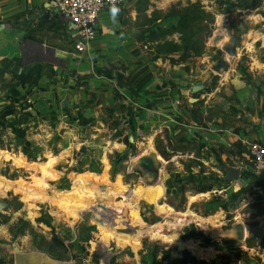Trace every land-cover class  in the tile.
Returning a JSON list of instances; mask_svg holds the SVG:
<instances>
[{"label": "rangeland", "instance_id": "1", "mask_svg": "<svg viewBox=\"0 0 264 264\" xmlns=\"http://www.w3.org/2000/svg\"><path fill=\"white\" fill-rule=\"evenodd\" d=\"M140 1L127 0L111 19L134 35L139 53L164 69L167 83L188 70L195 82H204L203 91L235 94L230 81L235 78L264 96V0H149V14L200 2L214 16L205 51L192 61L186 53L170 58L150 53L137 29L143 21L136 12ZM175 23L170 19L162 27ZM41 72L32 100L30 93L24 95L21 106L16 96L23 85L14 90L9 78L0 77V84L6 83L0 94V264L19 263L33 253L54 264H154L152 257L155 264H184L191 258L207 264H264V183L248 179L253 164L247 151L227 157L222 150H202L200 143L182 144L164 125L158 131V125L141 128L134 120H91L86 103L68 95L81 91L75 76L54 79L47 69ZM217 107L212 100L206 115L200 106L195 114L218 122L222 112ZM113 108L118 115L126 109L135 113L120 102ZM168 138L174 141L170 147ZM141 156L147 158L139 161ZM224 165L242 176L227 183ZM86 175H106L109 184ZM72 192L86 198L72 203L67 198ZM155 201L182 211L166 217L156 211ZM182 212L197 219L179 217ZM160 223L166 227L150 235V226Z\"/></svg>", "mask_w": 264, "mask_h": 264}, {"label": "crops", "instance_id": "2", "mask_svg": "<svg viewBox=\"0 0 264 264\" xmlns=\"http://www.w3.org/2000/svg\"><path fill=\"white\" fill-rule=\"evenodd\" d=\"M59 1L0 0V77L3 81L9 78L7 82L14 90L20 83L23 85L16 96L19 106L23 104L24 95L28 98V93L32 100L34 82L43 76L41 71L47 69V76L54 79L61 76L64 80L67 73L76 77L81 91L68 95L78 99L79 103H86L87 116L91 120L96 118L100 123H106L121 118L126 124L128 120H134L141 128L154 129L158 125V131L164 125L182 144L200 143L202 150H222L227 157L232 153L240 155L241 148L248 152L244 142L264 145V96L258 92L253 94L254 89L249 85L230 78L236 93L226 91L221 97L217 94L218 89L203 91L204 82H195V75H189L188 70L175 74V79L167 83L164 69L161 70L156 61H149V56L139 53L133 46L134 35L128 32L127 35L121 22L111 19L116 16L109 14L101 18L98 38L84 55L77 56L69 39L70 26L57 15L55 5ZM221 31L220 28L218 33ZM117 33L120 34L117 36ZM126 44L132 47L129 52ZM186 57L190 61L197 59ZM176 62L179 63L176 65L181 64L179 60ZM56 67L65 75L57 72ZM4 84H0V94ZM195 88L199 90L194 92ZM212 100L222 112V118L213 123L200 120L195 108L200 106L206 115ZM117 102L131 107L135 113H127L126 109L118 115L113 108ZM29 105L31 107L32 103ZM121 128L125 127L121 125ZM247 173L248 179L252 178L257 184L264 183V173L256 175L253 170ZM54 262L45 255L33 253L19 263L10 259L4 264Z\"/></svg>", "mask_w": 264, "mask_h": 264}, {"label": "trees", "instance_id": "3", "mask_svg": "<svg viewBox=\"0 0 264 264\" xmlns=\"http://www.w3.org/2000/svg\"><path fill=\"white\" fill-rule=\"evenodd\" d=\"M149 4V0H141L136 12L138 20L139 16H143L142 23L137 24L139 38H144L143 44L149 46L148 50L152 55L160 58H170L182 53L196 58L203 55L207 40L212 36L215 19L200 2L188 3L180 9L174 8L167 12L152 10L150 14ZM170 19H175L176 23L162 27V23ZM167 140L169 142L167 147H170L174 141L171 138ZM157 149L163 157L166 156V152L162 151L160 147ZM183 195L180 193L179 196ZM185 202L186 198L183 197V203ZM166 206L168 209H175L177 213L182 211L180 206L171 204L174 209L169 205ZM152 261L155 264V257H152ZM184 264L207 263L204 261L197 263L195 259L191 258L190 260L185 259Z\"/></svg>", "mask_w": 264, "mask_h": 264}, {"label": "built area", "instance_id": "4", "mask_svg": "<svg viewBox=\"0 0 264 264\" xmlns=\"http://www.w3.org/2000/svg\"><path fill=\"white\" fill-rule=\"evenodd\" d=\"M127 0H60L55 8L60 19L69 26V39L74 54L84 55L99 36V25L104 14L117 16ZM256 175L264 173V145L244 142Z\"/></svg>", "mask_w": 264, "mask_h": 264}, {"label": "bare ground", "instance_id": "5", "mask_svg": "<svg viewBox=\"0 0 264 264\" xmlns=\"http://www.w3.org/2000/svg\"><path fill=\"white\" fill-rule=\"evenodd\" d=\"M126 3H127V1H126ZM145 158H147V156H141V157H139V161H142ZM44 168H43V170H44ZM85 177L89 178V179H92L93 181L95 180L96 183H98L97 181H101V183L109 184L106 175H103L102 178H95L94 176H91V175H88V176L86 175ZM115 187H117V189H119L120 191L123 189L119 184L115 185ZM67 198H69L70 202L76 203V202L84 201V199L86 197H82V195L78 194L77 192H72V193L68 194ZM154 206H155V209H156V211L158 213H161V214L165 215L166 217H170L172 214H177V212L175 210L168 209L166 205L158 206L156 201L154 202ZM180 215H182V216H179V217H190L189 220H196L197 219V217L194 214L190 213V212L189 213H187V212L186 213H181ZM130 219L134 220V222H138V223L140 221L139 218H137V217H130ZM180 222L181 221H179L178 223H180ZM163 225H165V226H163ZM161 227H166V224L160 223V224H158V226H155V225L154 226H150V228H149L150 229V235L151 234H156V232H158L159 228H161ZM196 251H198V250H196Z\"/></svg>", "mask_w": 264, "mask_h": 264}, {"label": "water", "instance_id": "6", "mask_svg": "<svg viewBox=\"0 0 264 264\" xmlns=\"http://www.w3.org/2000/svg\"><path fill=\"white\" fill-rule=\"evenodd\" d=\"M216 71H218V69H216ZM199 88L198 89L195 88L193 91L197 92L199 90ZM131 142H132V140H131ZM144 162H146V161H144ZM222 170L226 174V182L227 183H231L232 181L239 179L241 176V172L239 170H235V169L230 168L228 166H222ZM152 209H153V207H152Z\"/></svg>", "mask_w": 264, "mask_h": 264}]
</instances>
